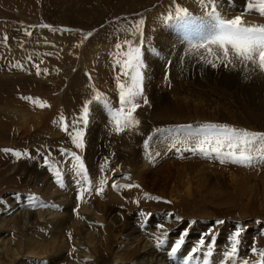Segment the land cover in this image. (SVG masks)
I'll list each match as a JSON object with an SVG mask.
<instances>
[{"label": "rangeland", "instance_id": "374dc122", "mask_svg": "<svg viewBox=\"0 0 264 264\" xmlns=\"http://www.w3.org/2000/svg\"><path fill=\"white\" fill-rule=\"evenodd\" d=\"M190 1L196 5L197 13L194 17L193 10L187 5ZM147 2V6L116 7L102 1L101 8L98 12L90 13L92 16L89 19L86 14L78 18L69 8L62 7L67 12L69 21L61 22L55 15L60 6L52 4L50 0H0V202L8 196H16L18 199H14L15 206L9 211L15 209L17 212H27L31 201H43L46 204L43 209H47L46 206H54L62 201L61 198H67L70 194L75 209L72 210L69 231L65 232L73 240L66 247L67 252L75 251V238L71 237L72 226L74 229L83 226L92 238V245L84 251L97 254L96 264H120L134 256H141L152 247L156 251V246L167 248V256L163 254L162 257L165 264H232L226 253L231 249L230 236L237 228H242L243 231L237 255L232 259L237 264L242 260L254 261L258 256L251 253L253 243L258 250L264 248V160L257 159L249 166L227 161L222 163L215 154L206 157L199 151L192 150L207 131V125H227L226 123L198 122L192 118L177 119L160 112L149 114L155 99L163 94L181 92L184 73L169 79V69L176 62H182L183 67L178 69L181 73L192 64V55L180 49L175 50L174 60L161 56L160 46L154 43L151 36H157L156 32L160 27H168L173 23H179L176 27L180 29L178 36H207L212 25V18L209 16L211 5L208 0H204V3L201 0ZM246 2L247 0H215L216 11L226 19L242 15L248 24H264V17L258 13L244 11ZM177 6L188 10L191 22L175 18ZM162 10L169 12L164 15ZM72 18H76V21L72 22ZM194 19L196 25L193 23ZM140 20H143L142 37L140 34L131 35V26ZM125 25L129 29L123 34L121 27ZM141 39L143 43L140 42ZM125 40H132L140 46L143 79L148 77L155 80L160 74H163V79L157 84L158 91L151 96V100L146 96L148 103H144L145 98L142 96V100L137 98L135 101L140 105L136 111L148 116V128L143 132L136 130V138L132 132L126 141L130 144H125L129 147L120 151L118 149L124 134L133 128L116 133L111 122L106 127L109 130L105 132V141H99L98 138L93 144L89 141V145L99 146L104 153L97 161L95 158L96 163L92 164V158L81 155L80 148L76 150L70 145V150L60 140L69 132L68 123H75L79 118L75 110L80 109L75 105L77 99L88 107L93 102L95 106L101 105L104 98L110 101L116 98L117 106L121 107L117 78L121 83H126L128 78L121 74L115 61L118 52L127 50ZM195 43L197 42L192 41V45ZM117 44L121 45L120 49H117ZM229 59L232 63L211 56L204 49L196 65L204 63L212 66V63H208L209 60L216 61V68L223 64L227 68H223L225 72L239 78L238 89L241 86L249 90L255 89V107L264 103V71L251 62H243L232 56ZM196 65L193 66L199 68ZM29 78L32 82L39 81L38 85L43 88L45 86V91H38L42 96L33 91L24 95L20 90L23 85H27L24 79ZM108 84L114 89V93L110 92L112 95L101 88ZM46 92L50 95L43 96ZM83 94H86L85 99L81 98ZM98 95L100 99L95 98ZM17 98L21 101L18 104L24 103L23 106L31 114L37 113L40 108L33 100L45 101L48 106L44 115L47 116L50 112L51 122L47 125L39 123L29 136L17 139L15 128L12 130L4 123L14 122L12 109L25 108L11 106L13 99ZM67 99L72 100L73 108L66 107L64 100ZM87 116L99 120L91 113ZM61 118L68 126L67 131L62 130ZM141 122L143 121H139L135 127ZM194 125H201L198 139L196 142L187 141L185 130L189 131ZM164 130L170 131L168 142H161L159 133ZM58 132L60 135H57ZM88 140L89 137L83 135V148L88 147ZM15 152L21 155L17 157ZM52 152H57V155L54 156ZM72 153L80 156L88 176L87 181L83 179L84 173L78 172ZM31 160L35 162L33 172L28 171L26 165ZM120 168H124L127 174L116 177L114 173ZM55 171L60 172L62 186L57 182ZM101 180L105 183L103 190L97 194V190L101 188ZM114 184L120 187L114 188ZM124 185L138 187H123ZM85 188L88 191H83ZM81 193L82 199H78ZM107 207H112L117 212L106 217L103 211ZM82 208L84 212L89 210L107 222L88 220ZM218 221L223 223H217ZM117 222L130 229L114 236L113 226ZM33 232L28 230L24 234L26 237L35 236ZM137 234L141 235L139 240L134 238ZM117 237L123 242L119 249L116 248ZM181 238L184 242L173 254L171 249ZM201 238H204L205 245L190 255ZM161 240L162 244L159 243ZM15 242L10 243L13 249L16 248ZM64 252L66 251L55 253L52 257L48 254L35 263L83 264L89 261H72V255L66 253L65 257L62 254ZM156 252L160 254V251ZM22 254L23 250L19 256ZM0 259V264H18L20 261L14 258Z\"/></svg>", "mask_w": 264, "mask_h": 264}, {"label": "bare ground", "instance_id": "6f19581e", "mask_svg": "<svg viewBox=\"0 0 264 264\" xmlns=\"http://www.w3.org/2000/svg\"><path fill=\"white\" fill-rule=\"evenodd\" d=\"M50 1L52 4H59L60 10L58 9L55 12V15L61 22H66L69 21L66 16L67 12L64 11L62 7L69 8L70 11L78 18H81L82 15L86 14L88 15L86 18L89 19L92 16L90 13L98 12V10L101 8L102 1L116 5V7L128 5L131 7V5L147 6V1L150 0ZM187 5L188 8H191L193 10L194 17V15L197 13L195 11V3L190 1L187 3ZM168 12H165L164 15H167ZM70 20L72 22H75L76 18H72ZM193 23L194 25H196L195 19L193 20ZM178 25L179 23H173L168 27H160L156 32L157 36H151V38L155 44H158L160 46L161 56H165L171 60H174L176 56L175 50L180 49L185 51L186 54L192 55V64L190 65V68L184 67L185 69L181 73H179L178 69H181L183 67L182 62H176L173 67L169 69V79H173L178 76V74L184 73V82L182 85H180L181 92L173 94H163L160 98L155 99L153 105L151 106V110H149V114H156V112H160L161 114H165V116H171L177 119L192 118L194 121L198 122H222L234 127H240L251 131L264 132V103H260L259 105H257L258 107L254 106L255 89L249 90L248 88L242 86L241 89H238L237 82L239 81V78L234 74L225 72L226 70L223 69L225 68L223 67V64L216 68L215 60H212V66H206L204 63H202L201 65H196V62L200 58L204 49H194L192 47V41L199 43L204 36H178V32L180 31L179 28L176 29ZM126 28V25L121 27V31L123 34H126L125 30L129 29V27L128 29ZM100 37L102 38L103 36ZM59 55L61 56L62 54L59 53ZM188 62L189 61H187V63ZM193 65H196L199 68H196ZM112 68L113 66H111L110 69L112 70ZM162 79L163 74L158 75L155 80H150L148 77H145L142 84V97L146 98V96H148V99L151 100V96L158 91V89L156 88L157 84L161 82ZM29 80L32 82L30 78ZM29 80L24 79V82H26L27 85H23L20 88V90L23 91V94L25 95L26 92L29 93L30 91H33L38 96H42L38 91H45V86L43 88V86L38 85L40 84L38 83L39 81L32 82V85ZM103 86L104 87L101 88L106 93H109L110 95H112L110 92L114 93V89L111 88V85L108 84ZM160 92H163V90L160 89ZM48 94L49 93L46 92L43 94V96H48ZM88 94H90V92H88ZM85 97L86 94H83L81 96L82 99H85ZM142 97H138V99L142 100ZM13 100V104L11 105L13 108L15 106L16 108H18L17 106L25 108H23L22 110H16L15 108L12 109L11 112L14 115V122L10 124V122L4 121V123H6V125L9 126L12 130L13 127L15 128L14 134L17 136V139L23 137L24 135L29 136L30 133L33 132V130L37 129L39 123H46L47 125L49 124V122H51V113L49 112L47 116L44 115L45 113H47V107H38L39 110L37 111V113L31 114L29 110H27V107L23 106L24 103L18 104L19 102H21L19 98ZM103 100L104 103L99 106H95V102H91V106L90 104L88 105V114L91 113L92 116L97 117V119L99 120L87 116V123H84L81 117L83 115L82 111L84 109L85 103L77 99L75 105L80 109L75 108V110L79 114V118L77 121L75 120V123H68L69 132L60 140V143L66 146L68 149H70L71 145V148L78 150V148H76V146L72 142V135L75 133V130L83 131L84 136L89 137L90 140L86 142L88 147L82 149L80 148L79 151L81 155H86L87 158L91 157L92 164H95L98 160V157L100 159V157L104 153L100 151L101 148L99 146L89 145V141L92 144L97 140V138L99 139V141H105V132H108L109 130L108 128L106 129V127L112 122L111 113L113 110H117L120 108L119 106H117L118 102L116 101V98L115 100L111 99V101L108 98H104ZM64 103L66 107L69 106V109L73 108L71 99L64 100ZM32 108L34 109V107ZM133 116L135 120L143 122H141L137 127H135L136 125L134 127H131L133 128V130L131 128H127L132 131L124 134V137L121 141V146L118 149L120 151H123L122 148L127 149L129 147H126L127 145L125 144L128 143L126 141L128 139V136L131 135L132 132L134 134V137L136 138V130H138L139 132H143L148 128V116H146L144 112H140L139 110H137L133 114ZM4 123L2 124L4 125ZM112 127H114L113 124ZM200 128L201 125H194L189 131L185 130V133L187 134L186 138H188L187 141L196 142L199 136ZM57 135H60V133L58 132ZM159 136L161 137V142H168L171 136L170 131L164 130V132L159 133ZM52 154L55 156L57 155V152H52ZM95 158L96 161H94ZM26 165L28 171L33 172L34 167L32 166H35V162L33 163L31 160ZM125 174H127V172L124 168H120L114 173L116 177H121ZM68 181L69 180L67 178L66 182ZM14 199L17 200L18 198L16 199V196H8L6 198H3V200L0 202V206H4L3 208H0V258L3 257L6 259H20L18 264H36L35 262L37 259H41L48 254L52 257V255H54L55 253L66 251L62 253L65 256V254L68 253L66 247H69L70 242L73 241L72 239L68 238V235L65 233L69 231V222L71 220L72 210L73 208L75 209L73 202H71L70 194L67 198H61L62 201H59L58 204L53 203L54 206H46L47 209H43L44 205H46L43 201H31L30 207L32 208L29 207L27 212H22L24 210L17 212V210L15 209L9 211L13 208V206H15ZM83 210L84 209L82 208V211ZM116 212L117 211L112 207H107L103 211L106 217L111 216ZM9 213L11 215L7 216V214ZM83 213L90 221L97 219L102 223L107 222L105 219L99 218L96 214L90 213L89 210L85 212L83 211ZM113 229L114 230L112 232L115 233L114 236H116L117 233L120 234V232L126 233V231L130 228H125L122 226V224L117 222L113 226ZM28 230H33V234L36 237H26L24 232H27ZM139 236L141 235L137 234V236H135L134 238H136V240H139ZM71 237L75 238V251L74 253H68L72 255L71 260H89L88 262H83V264H96L98 262L97 254L91 253L87 250L84 251V249H87L88 246L92 245V238L87 233V230L83 226H79L75 229L72 226ZM116 241V248L119 249V247L123 245V242L119 239V237L116 238ZM13 242H15V249L10 246V243ZM144 248L146 249L147 247L145 246ZM156 248V251H160V254H158L155 251L154 247H152L150 251L149 249H147L146 253L143 252L144 254L142 253L141 256H134L132 257L133 259L129 261H121L120 264H165V261H162V257L164 256L163 254L168 251L165 250L167 248L165 246H156ZM21 250H23V254L19 256ZM116 252H114L113 254H116ZM165 255L167 256V254Z\"/></svg>", "mask_w": 264, "mask_h": 264}, {"label": "snow or ice", "instance_id": "6c2138e0", "mask_svg": "<svg viewBox=\"0 0 264 264\" xmlns=\"http://www.w3.org/2000/svg\"><path fill=\"white\" fill-rule=\"evenodd\" d=\"M201 3H204V0H201ZM208 4L211 5V11L209 13V16L212 18L211 32L207 36H204L201 42L193 44L192 47L205 49L209 55L225 60L228 63H232V60L229 59L230 56L243 62H251L258 66L261 71H264V24H248L242 15L235 16L231 19L223 18L216 11L215 0H208ZM244 11H254L259 16L264 17V0H247ZM175 18L184 20L186 23L191 22V14L186 8L180 6L175 8ZM142 25L143 20L132 25L130 34L133 36L140 34L142 37ZM44 27H47V25H44ZM140 42L143 43V40L141 39ZM124 44L127 46V50L118 52V58L115 61L120 67L121 74L128 78L126 83H121L119 77L117 78L121 107L113 110L111 113L112 123L116 133L134 127L139 123V121L134 119L133 114L140 106L135 102L136 99L143 96V76L141 74L143 62L141 60L140 46L134 44L132 40H125ZM116 47L120 49L121 45L117 44ZM216 49L219 51L217 52ZM220 53H222V56ZM208 63H212V61L209 60ZM95 98L100 99L101 97L98 95ZM32 102L41 108L48 106L46 102L40 101L39 99H35ZM144 103H148L146 98L144 99ZM87 115L88 107L86 104L81 117L84 123H87ZM61 126L62 130H68V126L63 123V118H61ZM206 128L207 131L197 141V146L192 149L193 151H199L206 157L215 154L216 158L220 159L222 163L227 161L245 166L252 165L257 159L264 160V132L215 124L207 125ZM83 135V131L81 130L75 131L72 135V142L76 148L82 149L84 147ZM14 155L19 157L21 153L15 152ZM71 155L77 162L78 172L84 173L83 179L87 181L88 176L80 156L75 153ZM54 174L57 182L61 183L62 186L60 172L55 171ZM100 183L101 188L97 190V194L103 190L102 186L105 181L101 180ZM113 187L117 188L120 186L114 184ZM123 187H138V185H124ZM83 191H88V189L85 188ZM78 199H82V193L78 196ZM217 223H223V221H218ZM242 231V228H237L230 236L231 249L226 253V257L232 261V264H237L232 258L237 255ZM183 242L182 238L178 240L171 249V252L175 254L181 248ZM159 243L162 244L163 241L161 240ZM204 245L205 240L201 238L199 244L192 249L190 255L196 253L198 248ZM208 248L209 254H211V244L208 245ZM251 253L257 255L258 259L254 261L242 260L238 264H264V248L258 250L255 243H253Z\"/></svg>", "mask_w": 264, "mask_h": 264}]
</instances>
